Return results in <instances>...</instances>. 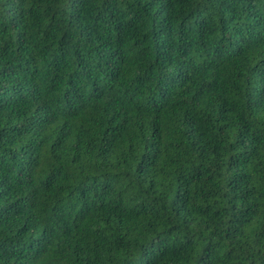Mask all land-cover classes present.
I'll use <instances>...</instances> for the list:
<instances>
[{
  "label": "trees",
  "instance_id": "obj_1",
  "mask_svg": "<svg viewBox=\"0 0 264 264\" xmlns=\"http://www.w3.org/2000/svg\"><path fill=\"white\" fill-rule=\"evenodd\" d=\"M0 264H264V0H0Z\"/></svg>",
  "mask_w": 264,
  "mask_h": 264
}]
</instances>
